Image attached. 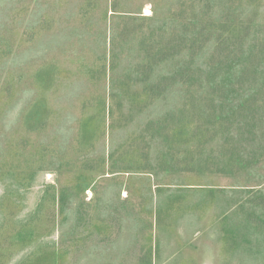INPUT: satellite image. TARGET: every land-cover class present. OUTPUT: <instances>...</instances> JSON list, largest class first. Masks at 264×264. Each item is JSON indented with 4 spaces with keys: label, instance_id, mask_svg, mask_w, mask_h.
<instances>
[{
    "label": "rangeland",
    "instance_id": "374dc122",
    "mask_svg": "<svg viewBox=\"0 0 264 264\" xmlns=\"http://www.w3.org/2000/svg\"><path fill=\"white\" fill-rule=\"evenodd\" d=\"M0 264H264V0H0Z\"/></svg>",
    "mask_w": 264,
    "mask_h": 264
},
{
    "label": "bare ground",
    "instance_id": "6f19581e",
    "mask_svg": "<svg viewBox=\"0 0 264 264\" xmlns=\"http://www.w3.org/2000/svg\"><path fill=\"white\" fill-rule=\"evenodd\" d=\"M147 15H149V14H147Z\"/></svg>",
    "mask_w": 264,
    "mask_h": 264
}]
</instances>
